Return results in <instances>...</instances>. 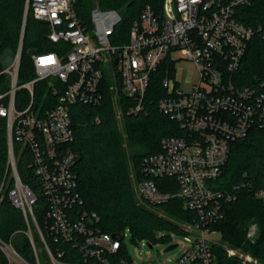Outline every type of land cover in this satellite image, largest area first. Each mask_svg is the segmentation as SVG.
I'll return each instance as SVG.
<instances>
[{"label":"built area","instance_id":"built-area-1","mask_svg":"<svg viewBox=\"0 0 264 264\" xmlns=\"http://www.w3.org/2000/svg\"><path fill=\"white\" fill-rule=\"evenodd\" d=\"M76 1L26 0L18 52L12 66L0 71V121L7 124L9 164L15 180L10 193L13 205L35 221L36 197L17 172L14 144L19 143L30 150L32 167L48 198L49 230L55 240L79 244L76 236H83L81 249L86 256L113 264L102 255L116 254L124 235L113 237L96 228L95 214L84 213L74 220L70 212L82 204L75 170L78 155L70 147L74 142L71 108L100 104L103 85L112 80L110 90L115 93L119 118L123 111L118 93L128 100L129 114L147 113L152 76L164 70L163 96L153 102L179 125L180 132L163 138L161 152L145 158L144 179L138 184L140 198L149 206L180 199L196 215L193 222L180 224L187 247L176 264H217L214 245L243 264H260L251 254L223 245L221 237L215 238L221 233L212 229L225 205L236 199L235 193L216 187L232 143L246 138L253 128L264 129V77L250 86L237 82L256 30L237 21L236 8L253 0H163L160 12L151 6L143 9L126 42L118 31L119 12L94 8L88 24L83 25L74 10ZM30 12L48 25L50 42L63 46L55 52L34 54L35 78L21 83L20 62ZM178 54L197 68L199 79L189 91L177 80ZM46 80L57 96L56 103L35 107V85ZM22 91L28 92L30 101L21 109L17 102ZM256 196L264 199V182ZM258 236V225L251 223L247 240L253 243Z\"/></svg>","mask_w":264,"mask_h":264},{"label":"trees","instance_id":"trees-1","mask_svg":"<svg viewBox=\"0 0 264 264\" xmlns=\"http://www.w3.org/2000/svg\"><path fill=\"white\" fill-rule=\"evenodd\" d=\"M26 0H0V57L4 53H17L21 39ZM163 0H77L74 10L83 25H87L94 8L116 10L122 16L118 29L128 40L134 21L140 18L143 9L151 6L162 10ZM236 19L246 27L256 30L249 42L244 63L237 73V82L250 86L264 77V0H253L251 4L236 8ZM48 25L37 21L29 13L21 55L19 81L25 83L35 78L32 56L58 51L63 45L48 39ZM4 67L0 65V71ZM172 73V72H171ZM167 76L160 70L153 79L146 103L147 113L129 114V104L118 93L122 108V123L118 117L115 93L110 90L112 80L103 85V101L98 105L76 104L71 108L74 142L71 149L78 155L75 167L78 176V192L82 204L70 210L74 220L86 213L95 214L94 226L104 233L122 236L128 228L134 239L155 241L156 231L183 234L180 223L193 222L196 215L185 209L180 199L166 204L149 206L137 198L136 184L144 179L145 158L161 152V140L177 135L180 127L162 114L153 100L163 96L161 82ZM6 76L2 77V82ZM154 91V94H153ZM155 91L158 92L155 94ZM154 95V96H153ZM55 97V98H54ZM57 96L48 80L38 82L34 89L35 107L44 104L52 107ZM27 91L18 94L19 108L28 106ZM17 172L24 186L36 197L33 216L15 207L10 193L15 189V180L9 164L7 124L0 121V264H11L4 249L11 246L27 264H101L97 257L86 256L82 251L83 236L75 241L55 240L49 230L48 211L50 205L42 188L40 177L32 167V156L28 148L14 144ZM264 182V129L253 128L248 136L231 145L229 160L221 177L216 182L220 190L233 192L236 199L225 205L222 217L212 229L221 233V242L251 254L264 264V203L256 191ZM159 183V182H158ZM163 181H160V185ZM163 190V188H162ZM142 201V200H141ZM87 222V219H85ZM251 223L259 227L255 242L247 240ZM122 247L116 254L103 253L113 264H130ZM217 264H243L237 257H229L220 245L212 247ZM55 260V262H54Z\"/></svg>","mask_w":264,"mask_h":264},{"label":"rangeland","instance_id":"rangeland-1","mask_svg":"<svg viewBox=\"0 0 264 264\" xmlns=\"http://www.w3.org/2000/svg\"><path fill=\"white\" fill-rule=\"evenodd\" d=\"M16 54L17 53H4L0 57V65L4 67L3 69H9L12 66ZM177 57L179 58L176 63L177 80L181 82L185 91H189L192 88V85L199 79L197 68L193 62L185 59L180 54H178ZM120 121L122 123V118H120ZM135 187L137 190V198L140 200L139 185L136 184ZM262 200L264 203V199ZM140 203L144 204L141 200ZM123 235V244L129 257L130 264H176L187 247L185 236L173 231H156L154 238L155 241L151 245L152 247L148 245L149 243L147 240L134 239L128 228L125 229ZM220 237L221 235L219 237L216 236L215 238L218 240ZM175 244L179 245L178 248L168 252L165 251L167 247ZM223 245L232 248L226 243ZM7 250L8 252H6V254L9 257L11 264H27L20 256L18 257L14 254V249L11 246H8ZM236 250L240 249L237 248Z\"/></svg>","mask_w":264,"mask_h":264},{"label":"water","instance_id":"water-1","mask_svg":"<svg viewBox=\"0 0 264 264\" xmlns=\"http://www.w3.org/2000/svg\"><path fill=\"white\" fill-rule=\"evenodd\" d=\"M113 237H115V235L113 234ZM149 245V244H148ZM150 247H152L151 245H149ZM178 244H175V245H170L169 247H167V249L165 250L166 252H168V251H172V250H174V249H176V248H178ZM5 251H6V249H4Z\"/></svg>","mask_w":264,"mask_h":264},{"label":"bare ground","instance_id":"bare-ground-1","mask_svg":"<svg viewBox=\"0 0 264 264\" xmlns=\"http://www.w3.org/2000/svg\"><path fill=\"white\" fill-rule=\"evenodd\" d=\"M6 251L8 252V250L6 249Z\"/></svg>","mask_w":264,"mask_h":264}]
</instances>
